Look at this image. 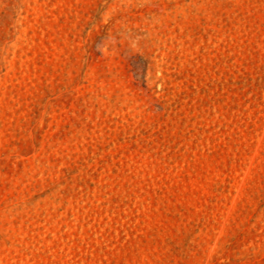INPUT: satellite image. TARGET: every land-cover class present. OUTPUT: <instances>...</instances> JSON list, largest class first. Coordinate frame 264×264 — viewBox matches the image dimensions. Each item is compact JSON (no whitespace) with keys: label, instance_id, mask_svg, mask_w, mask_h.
Wrapping results in <instances>:
<instances>
[{"label":"rangeland","instance_id":"obj_1","mask_svg":"<svg viewBox=\"0 0 264 264\" xmlns=\"http://www.w3.org/2000/svg\"><path fill=\"white\" fill-rule=\"evenodd\" d=\"M0 264H264V0H0Z\"/></svg>","mask_w":264,"mask_h":264}]
</instances>
